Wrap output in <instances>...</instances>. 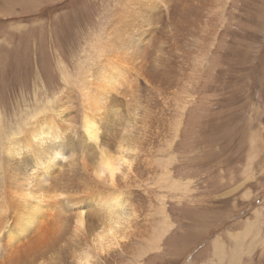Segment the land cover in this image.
I'll return each instance as SVG.
<instances>
[{
	"label": "rangeland",
	"instance_id": "obj_1",
	"mask_svg": "<svg viewBox=\"0 0 264 264\" xmlns=\"http://www.w3.org/2000/svg\"><path fill=\"white\" fill-rule=\"evenodd\" d=\"M148 1L0 0L4 141L35 120L29 117L38 119L37 111L48 109L54 118L64 109L60 124L85 142L71 145L75 159L79 148L93 144L83 132L92 115L99 120L98 139L103 126H110L105 144L141 151L136 177L117 188L128 194L124 211L136 216L141 234L109 253L77 238L70 248L57 250L51 264H76L71 255L76 241L90 264H264V0H176L175 7L187 6L183 16L178 15L184 10L173 14L172 0ZM143 13L152 17L144 22ZM172 15L182 25L173 20L180 26L174 25ZM118 28L117 38L108 36ZM134 29L141 33L131 39ZM86 75L96 82L114 79L95 93L94 100L111 91L103 109L100 102L93 105V97L92 105L83 101L79 82ZM46 131L43 138L52 141L53 128ZM85 152L93 156L91 149ZM56 160L74 178L81 197L86 189L85 199L71 208L64 201L49 202L44 215L52 206L68 216L87 211L95 220L92 236L104 222L101 197L111 188L98 183L90 168L81 169V159L71 167L67 156ZM2 184L0 176V189ZM85 202L92 207L84 209ZM256 212H261L260 229L251 224ZM61 232L62 245L73 238L71 227ZM152 236L158 241L148 242Z\"/></svg>",
	"mask_w": 264,
	"mask_h": 264
},
{
	"label": "bare ground",
	"instance_id": "obj_2",
	"mask_svg": "<svg viewBox=\"0 0 264 264\" xmlns=\"http://www.w3.org/2000/svg\"><path fill=\"white\" fill-rule=\"evenodd\" d=\"M158 2L159 1H157V3ZM172 3H173V6H172L173 14L175 12L179 13V12H182L184 10V8H183L184 4L177 5L175 7V3L177 4V1L172 0ZM141 4H143V3H141ZM151 4L153 6V3H151ZM186 10H188L187 6H186L184 12L178 16H183V14L186 12ZM193 10L194 9H192V11ZM190 11H191V9H190ZM152 14H150V15H152ZM155 14H158V13H155ZM151 17L152 16H150L149 18H151ZM195 17L193 16V18H195ZM149 18L146 17V15H144V13H143L141 20L145 22ZM185 18L187 19L188 17H185ZM173 20L174 19H173V15H172L171 22H173L174 25H176L175 23H177L179 21V19L174 20L177 22H174ZM180 20H181V18H180ZM192 20H190V21H192ZM158 21H160V18L158 19ZM193 21L196 23L197 18L194 19ZM187 22L188 21H186V23ZM179 23L181 24V21L178 22V24ZM166 24H167L166 26L170 25V24L168 25V23H166ZM176 26H174L173 28L176 29ZM178 26H180V25H178ZM121 30L122 29H120V28L112 29L108 33V36L115 34V38H117ZM135 30L136 29L129 31V34H130L129 36H131V39L135 36H138L141 33L140 29L136 30V31ZM123 31H122V33H123ZM134 31H135V33H134ZM148 31H150V30L148 29ZM128 38H130V37H128ZM119 39L120 38H118V40L117 39L116 40L119 42ZM116 40H115V42H116ZM140 40H142V39H140ZM110 41H112V40H110ZM123 43H125V42H123ZM101 45H104V44H101ZM113 45H111V46L113 47ZM119 45H121V44H119ZM111 46H106V47H111ZM115 47H113V48L115 49ZM132 47H133V45H132ZM125 50H127V49H125ZM132 50H133V48H132ZM137 50H138V48H137ZM116 51H117V49H116ZM101 52H102V50H101ZM104 52L107 54H110V53H114L115 50L108 51L106 49V50H104ZM133 53H131V54H133ZM104 55H106V54H104ZM113 56L115 57L116 54ZM98 57H99V53H98ZM116 57H118V56H116ZM118 58H117V60H118ZM120 58H122V57H120ZM105 59H106V57H105ZM141 59H144V58H141ZM99 63L100 62H98V65H99ZM114 63H115V61H114ZM114 63H113V61H111V62L107 61L106 64L108 66V65H112V64L114 65ZM106 64H104V65H106ZM116 65H118V64L116 63ZM114 67H116V66L114 65ZM97 68H99V67H97ZM104 69H106V67ZM93 70H95V68ZM120 74H123V73H120ZM98 75H100V74L98 73ZM110 75H111V73H110ZM119 77L121 78L122 76H119ZM64 78L65 77H63V79ZM109 78H111V77H109ZM120 78H119V80H121ZM100 80H98V81H100ZM103 80L104 81L96 82L95 78H93V77L91 78L88 75L86 78L84 77L83 82H79L80 92H81L83 101L86 104L92 105L91 104L92 101L90 103V100L92 99V97H93L92 100H94V96H95L97 89L100 88V89H102V91H104V90H106V87H107L106 84L107 83L108 84H109V82L114 83V81H113L114 79L112 80V78L111 79L107 78V80H106V78L103 77ZM117 80L118 79H116L115 82ZM65 83H64V85H65ZM115 86H116V84H115ZM112 87H111V89H112ZM98 91H101V90H98ZM97 93H100V92H97ZM105 94H106L105 95L106 97L100 96L101 94L100 95L98 94V98L96 100H94V101H96V103H94L93 105H96L100 102V104H98V106L99 107L102 106V109H103L105 106L103 107V105H101V103H103L102 101L107 99V97L109 95H111L112 93L110 90L109 91L107 90ZM92 107L93 106H91V108ZM57 108H59V107H57ZM98 109H100V108H98ZM55 110H57V109H55ZM63 110H60V113L54 118H51L49 116L50 114H53V112L50 113V110H49V112H46V111H48V109H45L42 111L41 110L37 111V113L35 115L38 117V119L35 117H29L27 119V121H30L31 119H35V120H31L30 122L26 123L23 127H19L18 130H14L15 133L12 135L13 136L15 135V137L11 138L10 140H8L6 142V141H4V137L0 136V138H1V140H0V142H1L0 143V176L2 177V183H3L1 185V189H0V240H2V242H0V264H51V262L54 259H56L55 255L58 252L57 250H62L64 248L66 249V246H68L67 248H70V246L74 242V240L77 238H81V237L85 238L89 242L92 250H94V251H102L105 253L118 252L119 250H122L128 246V244L132 240L133 236H135L136 234H141L139 232V230L136 229V219H137L136 216L135 215H127V213L124 211V205L127 202V200H126V202L123 204L124 200L127 199L124 196L128 195V194L124 193L123 191L118 190V189H115V190L111 189V192L106 196L107 198L101 197V200L103 201L104 206H103L102 212H99V213L103 216L104 222H102L100 224V226L95 231L90 233V235H92V236H88V232L92 227L90 223L95 221V220L90 217L89 212H87V211L81 212L80 211L77 214V212L75 213L73 211V212H70L69 213L70 216H68L64 212H62V210L59 207L56 209V207L59 204H61V202H63V201L66 202V205L68 206V208H71V207H73V204H75V203L79 204L81 201H83L85 199L84 198L85 196H84L83 191H82L84 188L81 189V195L83 196V197H81L79 195V190H78L77 186L75 185V183H73L74 178H72L71 175H67V173H66L67 170H62L63 168L59 169L58 164H54L55 161H57L56 159L58 157L67 156L68 157V164L71 167L74 165L75 162H79L78 160L81 159L80 154L82 151L85 152V150L91 149L90 154L94 155V145L96 143H99V142H100V144H105L104 141L108 142L107 138L104 137L103 140H102V138H103V136H107L106 133L110 129V126H103V124H102V126L104 128V130L103 129L102 130L104 132H102V135L98 139L97 135H98V130L100 129V128H98L99 120H95L96 118L92 119L93 115L91 116L90 119H86L85 120L86 125H85V127H83V132H85V134H86L84 139L86 141L90 140L89 142L91 144L93 143L92 144L93 146L88 144L90 146H86L84 148H79L78 153H77V155L79 156V159H75L74 153H75L76 147L75 146L72 147L71 145L78 143V142H83V143H85V142L82 140V137L80 139H78L77 135L74 134L75 131L73 128H72V132H70L68 130V129H70V127L66 128L67 125L60 124V121H64L63 119L61 120L59 118V117H62L61 114L64 113ZM111 114L116 115L117 112L113 111V112H111ZM106 116H108V115H106ZM21 121H23V120H21ZM107 123H108V121H107ZM95 124H98V126ZM48 127H52L54 130L53 131L54 133L52 134V136L55 138L52 141H50L49 138L47 140H45L43 138V134L46 135V133H47L46 130L48 129ZM63 128H66V129H63ZM82 134H84V133H82ZM69 137L72 140H70ZM125 146H129L132 149H134V155L132 157V159L134 161V165H133V168L129 172H127L123 176L122 179H118L117 183H121L122 185L124 183H127L129 180L134 179L140 170V167L138 165H139V156L141 155V151L138 150L137 148H135L134 146H130V145H125ZM78 166H80L81 169L82 168H84L85 170L87 169L83 163H79ZM251 170H252V168H251ZM69 174H71L70 171H69ZM47 180L48 181L51 180L53 183L51 182L52 184L45 185L44 183ZM70 181H72V182H70ZM34 182H37V187L40 188L39 191H36L37 187H33V185H35ZM30 184H33V185H30ZM85 187H86V185H85ZM122 187H124V186H122ZM84 190H86V189H84ZM58 199H60V201ZM54 201L56 202L57 206L56 207L52 206L49 209L47 216H45L44 215L45 211L48 208V207H46V205H49V202L55 203ZM83 207H84V209H89L92 207V204H91V202L90 203L85 202ZM11 214H13V216ZM260 215H261V212H256L254 217L252 218L253 222L251 223L258 229H260L259 226L257 227V224L260 222V220H259ZM59 219H61V220H59ZM10 221H12V222H10ZM250 222H251V220H250ZM251 224H249V225H251ZM66 227L72 228L73 238H71L68 242H65V244L62 245L64 243L63 241H65V236L63 235V233L61 231ZM248 229H249V226H248ZM250 230H251V227H250ZM256 233H258V231ZM150 239L148 240V242H150V243L158 241V239L155 238L154 236H152ZM58 241L61 242V245L57 246L55 248ZM75 243L76 244L71 247V249L73 248V251H71V250L70 251L72 252L71 255L74 256V261L76 262V264L78 261H82V260H86L88 262V264H90L91 260L89 258V255L85 251H81L78 247H76V245L78 244L77 241Z\"/></svg>",
	"mask_w": 264,
	"mask_h": 264
},
{
	"label": "clouds",
	"instance_id": "obj_3",
	"mask_svg": "<svg viewBox=\"0 0 264 264\" xmlns=\"http://www.w3.org/2000/svg\"><path fill=\"white\" fill-rule=\"evenodd\" d=\"M80 155L81 162L86 168H90L93 178L101 185L114 190L119 186L118 179H122L134 165L132 159L134 149L122 143H117L115 147L96 143L91 158L84 151ZM77 264H88V262L82 260Z\"/></svg>",
	"mask_w": 264,
	"mask_h": 264
}]
</instances>
